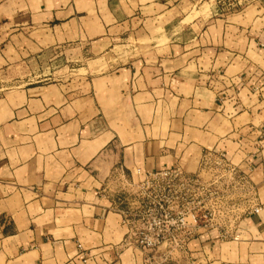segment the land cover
Masks as SVG:
<instances>
[{"label":"crops","instance_id":"obj_1","mask_svg":"<svg viewBox=\"0 0 264 264\" xmlns=\"http://www.w3.org/2000/svg\"><path fill=\"white\" fill-rule=\"evenodd\" d=\"M185 1L0 0V264H136L102 193L110 173L195 171L205 148L246 171L261 210L241 239L201 232L193 249L264 264V0L245 23L184 22ZM131 38L135 50L108 58ZM66 48L108 58L106 72L9 85L24 58Z\"/></svg>","mask_w":264,"mask_h":264},{"label":"rangeland","instance_id":"obj_2","mask_svg":"<svg viewBox=\"0 0 264 264\" xmlns=\"http://www.w3.org/2000/svg\"><path fill=\"white\" fill-rule=\"evenodd\" d=\"M188 1L185 4L192 8L194 5L195 10L193 8L194 11L184 22L201 15L206 19L211 16L213 19L245 23L256 14L253 5L257 0ZM155 31L158 38L164 41L166 30L160 26ZM171 31L176 35L179 33L178 29ZM143 37L144 46L148 40L145 35ZM133 42L134 38H131L129 46L114 47L108 58L128 54L135 48ZM141 50L138 48L137 52ZM29 58H24L25 62L15 66V74L25 76L11 78L9 85H22L41 78H48V81L64 79L79 85L89 72H106L108 64V58L100 54L92 56L67 48L62 52L59 49L48 50L40 59ZM116 62H119L118 59ZM227 156L230 166L234 165L244 172L249 184L232 173L229 166L215 164L212 159L203 163L198 160L195 171L191 172L180 166L164 167L153 172L137 171L142 168L127 172L116 166L102 193L110 199L112 209L121 216L123 238L119 251H137L136 264H213V253L203 254L207 260L204 262V256L193 249L198 243V235L208 232L209 240L214 243L241 239L242 219L252 207L259 205L254 202V185L248 174L233 162L228 153ZM165 170L168 174L161 175L160 172Z\"/></svg>","mask_w":264,"mask_h":264},{"label":"built area","instance_id":"obj_3","mask_svg":"<svg viewBox=\"0 0 264 264\" xmlns=\"http://www.w3.org/2000/svg\"><path fill=\"white\" fill-rule=\"evenodd\" d=\"M261 131L264 132V122H262L261 124ZM215 162V164H221V163H224L226 164V166H229L230 169H231V172L236 174L237 177L241 180H244L245 183L249 184V180H248V177L246 178V175H244L245 173L240 171L238 168H236V166H230V160H228V156H227V152L222 149V148H210V149H207L205 148L202 153H201V156L199 158V161L201 162L202 160V163L204 161H208V160H211ZM137 171H140V169H137ZM175 170H173L174 172ZM243 173V174H242ZM161 175H167L168 174V171H162L160 172ZM261 210V207L260 205H257L255 207H252L251 210H249L247 212V214H250V213H258L259 211Z\"/></svg>","mask_w":264,"mask_h":264}]
</instances>
